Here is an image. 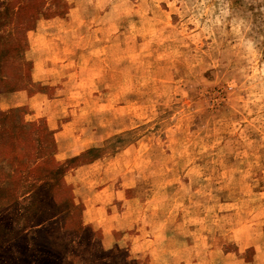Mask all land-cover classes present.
<instances>
[{"label": "rangeland", "instance_id": "obj_1", "mask_svg": "<svg viewBox=\"0 0 264 264\" xmlns=\"http://www.w3.org/2000/svg\"><path fill=\"white\" fill-rule=\"evenodd\" d=\"M0 264H264V0H0Z\"/></svg>", "mask_w": 264, "mask_h": 264}]
</instances>
